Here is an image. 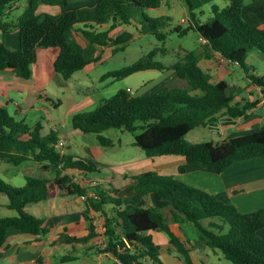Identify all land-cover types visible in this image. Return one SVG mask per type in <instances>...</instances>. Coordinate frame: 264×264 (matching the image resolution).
Listing matches in <instances>:
<instances>
[{"label":"trees","instance_id":"obj_1","mask_svg":"<svg viewBox=\"0 0 264 264\" xmlns=\"http://www.w3.org/2000/svg\"><path fill=\"white\" fill-rule=\"evenodd\" d=\"M19 0H0V29L8 31L10 23L3 16ZM72 0H27L26 8L17 17L15 26L19 33V46L15 49L0 41V70L10 69L16 76L28 79L37 48L57 47L53 62L54 71L68 80L93 59H86L82 44L75 38L76 26L91 44L111 46L117 51L132 37L123 33L111 37L110 31L119 25L135 21L145 25L155 36L165 39L159 27L166 25L167 17L150 16L147 11L161 6L163 0H97L93 9H68ZM250 0L248 11L262 14L263 20L253 22L246 15L245 0H183L187 13L184 28L175 26L171 31L185 35L194 30L205 41L208 51L218 53L228 62L245 68L248 54L255 51L264 57V4ZM56 6L57 14H38L39 5ZM210 4L211 16L204 21L198 17L202 7ZM105 30L96 27L106 26ZM161 49L153 48L129 65L108 71L102 77L125 78L147 69L163 70L168 67L156 59ZM188 87L162 85L149 93L131 94L120 89L105 98L93 110L80 111L71 118L73 129L83 134H94L103 146L113 140L103 135L108 129L131 132L133 145L140 147L148 158L177 155L187 163L221 172L233 163L253 158H264V124L254 132L223 139L219 142H190L185 135L199 126H208L220 117L230 119L247 117L257 101L241 104L234 101L235 92L225 80L211 81V75L199 66V56L190 51L169 66ZM253 70V69H252ZM250 74V81L264 94V76ZM58 106L60 100L46 99ZM139 130V131H138ZM138 131V132H137ZM58 132L37 122L33 127L0 106V162L18 165L26 160L41 163L51 169V178L25 175L22 186H13L0 178V195L7 199L6 206L16 215L0 217V248L6 241L9 228L23 233L46 234L49 228L43 218L24 210L30 203L47 200L51 193L61 196L82 197L83 218L89 221L87 234L69 239L70 243H87L93 239L95 227L90 212L99 213L103 219L105 251L120 264H163L151 231H162L175 248L184 264H194L186 247L171 230L165 208L174 223L190 222L198 231L194 244L219 250L233 264H264V239L258 232L264 229V206L241 211L233 203L215 194L191 186L173 175L158 174L151 170L131 176L129 188L140 197L154 194L164 198L160 205L142 204L133 211L123 207L122 198L115 196L118 189L105 187L98 182H85L78 173L98 172L93 160L60 152ZM63 261L74 259L63 256Z\"/></svg>","mask_w":264,"mask_h":264},{"label":"crops","instance_id":"obj_2","mask_svg":"<svg viewBox=\"0 0 264 264\" xmlns=\"http://www.w3.org/2000/svg\"><path fill=\"white\" fill-rule=\"evenodd\" d=\"M262 1L263 0H260L259 2ZM70 2L67 5L68 9H70ZM96 2L97 0H87L82 4L80 9H93ZM17 3L18 2L12 5L11 9L8 10L3 18L9 15L10 11L17 6ZM180 3L181 0H163L159 8L148 10L147 12H150L149 15L153 17H168L166 11L172 8L175 4ZM183 10L187 15L184 4ZM151 11L154 13L152 14ZM57 13L58 12L56 11L50 14ZM254 16L255 15L251 14L249 17L254 18ZM16 20L17 18L7 21L10 23V29L8 31H0V41L13 49L19 46V33L17 27L15 26ZM137 24L142 25L138 22ZM81 27L83 26H76L75 38L82 44L83 52H85L86 48L92 49L90 56L87 57L85 54L84 56L86 59H93V61L81 69L89 71L91 68H93L92 66L101 63L102 60L112 54V47L89 43L81 34L79 30ZM106 28L107 25L96 27L95 29L105 30ZM121 28H123L122 25L117 26L115 29L110 31L109 35L111 37L117 36L118 30ZM133 36L134 35H132V37ZM58 52L59 49L57 47L37 48L36 59L32 64V74L28 79H23L16 76L10 69L0 70V106L4 107L8 113L13 115L16 119L23 120L29 127H33L37 122H40L36 115L41 109H45L46 112L50 111L49 108L41 104V100L43 99H54L48 96L49 92L47 87L49 85V81L52 79H57L59 85L64 84L61 82V77L54 71L53 68V62L58 55ZM206 52L205 55L196 52L199 56V66L210 73L212 82L224 80H215L214 77L216 72L211 70L213 69V57L217 55L220 57V55L213 51L207 50ZM251 72L259 76H264V74L258 73L255 69H253ZM73 76L74 74L69 79H71ZM158 77L147 81L148 85H152L150 88L151 90H147V93L152 92L153 89L155 90L162 85H169V82L176 79L177 75L172 70L170 79L164 81V83H161L160 86H157L158 82H160L157 79ZM186 86H188L187 82ZM128 88L131 89L130 86H126L125 89ZM94 91H92L84 99L72 101L68 109H66L64 113L59 114L58 119L61 123V131L56 125L52 126L48 124V128L54 129L58 132V138L63 142L64 152H70L74 155L87 157L96 162L99 167L101 163L99 159L101 156H104L103 153L106 152L104 151L105 146L101 145L96 140L94 134H91V136L85 134V136L80 137V140H72L75 133H72V130L68 129L67 127L69 124L68 122L75 113L86 111L87 107L89 108L92 105H95L94 103L96 101H99V98L97 97L99 92ZM100 100L102 102L104 99L100 98ZM47 102L50 104L49 101ZM61 103L62 100H60V104ZM259 103L256 104V107H253L248 112L247 117L231 119L233 122H224L222 124L219 122L218 129L213 127L209 128L213 129L216 133H228L229 136L223 139L254 132L264 124V107ZM258 109H261L262 113L259 112ZM28 116L32 117L31 121H35L33 124L26 122V118ZM146 163L149 164L151 169L144 167ZM121 166L122 167H119V170H117L116 175H111V179L114 181L116 177H119L120 179H123V182L119 185H114L106 180L103 183V186L107 188L113 187L118 189L113 195L122 198L123 207L128 211H133L142 204L154 206L160 205L165 203L167 198H169L168 195H164V198H161L154 194H150L146 197H140L135 194L134 190L129 188V184L132 182L131 176L134 175V172H131V169H139L140 167L145 168V170L142 171L151 170L158 174L173 175L175 178L191 186L213 193L217 197L227 202L233 203L241 211L246 212L264 206V158L258 157L239 161L233 163L221 172L209 170L194 163H187L183 157L177 155H166L153 158H148L145 155V157L140 158V160H133L129 164ZM50 170L51 169H45L41 163L31 159L26 160L18 165L0 162V177L4 181L13 184L12 179L15 176L21 175L19 186H22L25 183V175H31L30 173H43V171L48 172ZM142 171L138 170V173ZM51 172L52 176L49 178L54 176V172L52 170ZM75 174L85 182L93 181L89 180L86 174L78 172ZM21 181H24L22 185ZM98 183L102 184L101 182ZM6 204V197L0 195V217L16 215V211L9 209ZM83 209L84 202L82 197L77 195L61 196L54 192L51 193V197L47 200L27 204L24 207V210L37 217L43 218L45 220V225L49 228V232L46 234L34 235L23 233L22 231L13 227L9 228L6 234V241L0 248V264H65L66 261H63L62 259L63 255H60L57 250H68L70 247L73 248V250H76L80 247V245H83L85 249L84 252H88L87 250L93 247L89 241L88 243H74L73 245L69 242L70 238H78L87 234L88 221L85 220L81 215ZM94 214H96V212L91 211L89 215L93 217ZM168 224L171 230L178 236V238H180L182 241L187 240V244L188 240L193 243V239L197 238L199 234L196 228L190 222L170 223L168 221ZM180 230L183 232L186 230V232L191 234V237L188 238L185 235L182 236ZM150 234L152 235L153 241L157 245L158 249L163 247L164 250H169V254L172 256H178L176 255L177 252L175 248L168 242V238L164 232L151 231ZM77 245L78 247L75 248L74 246ZM207 248V246H198L196 250L201 249L204 254L216 252L215 250H208ZM192 253H194L193 250L190 252L191 258ZM67 256H73L74 259L72 260L78 259L80 257L77 253L75 255L67 254ZM84 258L89 259L90 256L88 254H84Z\"/></svg>","mask_w":264,"mask_h":264},{"label":"rangeland","instance_id":"obj_3","mask_svg":"<svg viewBox=\"0 0 264 264\" xmlns=\"http://www.w3.org/2000/svg\"><path fill=\"white\" fill-rule=\"evenodd\" d=\"M85 1L87 0H72L70 2V9H79ZM250 3V0H245V5H247L246 14L248 15V17L252 14V12L248 11ZM260 3L264 4V0ZM183 4V0H181L180 4H175L172 8L166 11V14H168L167 20L165 22L166 25L159 27V31L165 33V39L161 40L157 38L149 28L144 25L142 26L140 24H137V21H135L133 24H123V28L118 30L117 34L119 35L124 31H130L132 35H134L131 39L122 44L123 48L114 52L111 48L112 54L109 57H106L104 60H102L101 63L92 66L93 68H91L89 71L80 70L74 73V76L69 80L64 81L63 79H61V82L64 83L62 85L58 84L57 79L50 80L47 87V90L49 92L48 96L54 98L55 100H62V103L56 106H60L59 108H56L55 106L50 105L45 99L41 100V104L49 108L50 110L49 112H46L45 109H41L40 112H38L36 115L37 119L40 120V123L43 126V133L49 130L48 124L52 126L56 125L61 131V123L58 119L59 114L64 113L66 109H68L69 105H71L72 101L84 99L94 90V92H99L97 94L99 101H96L94 103L95 105H92L89 108L87 107L86 111L93 110L101 102L100 98H108L115 94L118 90L125 89L126 86L131 87V94L147 93V90H151L150 88L152 86L148 85L147 81L158 76L159 77L157 79L160 82H158L157 86H160L161 83H164V81L170 79L172 69H170L169 66L181 60L186 53L192 50L205 55V52L207 51L205 48V41L198 37L196 31L189 30L185 35H179L177 32L171 31V28L175 26H181L182 28L186 26L185 23L180 22L182 17H187L183 10ZM26 5L27 0H19L17 6L10 11L8 16L3 18L4 21H10L14 20V18H17L26 8ZM202 10L204 12L198 13V17L201 21H204L208 18V16H211L212 14L210 10V4H205L202 7ZM56 11L59 12V8L56 6L41 4L39 5L37 12L38 14H41L54 13ZM147 13L149 14L150 12ZM151 13L153 14L154 12L151 11ZM249 19H251V21L253 22H260L263 20L262 14H256L254 18L249 17ZM153 48L161 49L157 52L156 59L162 62L163 65L168 67L161 70L162 72L160 70L147 69L135 72L122 79L102 77L108 71L116 70L131 64L140 56L149 52ZM91 52V48H86L84 54L88 57L91 55ZM212 65L213 69L211 70L216 72L214 79L226 80L232 91L235 92L234 101H238L241 104L257 101L256 104L260 102L259 104L261 105V99L264 97V94L258 86H255L251 83L249 74V71L251 72L252 69H255L258 73L264 74V57L261 54L255 51L250 52L245 61L246 69L236 63L228 62L218 55L213 57ZM169 85H179L184 88L188 87L186 86L185 80L178 76L176 79L170 81ZM256 106L257 105H255L254 107ZM258 111L261 112L262 110L258 109ZM31 119L32 117L28 116L26 118V122L29 124H33L35 121H31ZM68 123V129L72 130V133H75L72 140H80V137L85 136V134L72 129L73 127L71 125V120ZM87 135L91 136V134ZM103 135L111 138L113 140V145L105 146L104 151L106 152L103 153L104 156H101L99 159V161L101 162L99 165L100 170L98 172L86 173V175L89 180H93V182H101L102 185H104L103 183L106 180L114 185H119L123 182V179L116 177L115 180L112 181L111 175H116L119 167H122L121 165H127L133 160H140V158L145 157V153L140 147L133 145L134 137L131 132L119 129H108L103 132ZM227 136H229L228 133H216L213 129H210L209 126H199L189 131L185 135V138L190 142L211 141L215 143L221 141ZM144 167H148L151 169V167H149V164L147 163ZM140 168L131 169V172H134L133 174H136L138 173V170H145V168L143 167ZM30 174H36L35 176L46 178L52 176L51 170L48 172L43 171V173ZM78 178L81 179L80 177ZM20 179L21 175L15 176L12 179L13 184H9L13 186H19ZM23 183L24 181H21V185ZM163 210L167 215L168 221L171 223L172 221L170 220V213L168 211V208H165ZM91 219V222L95 227L94 234L96 236L93 237V239L89 240V243H91L93 247L87 250L88 252H84L85 249L83 245H80L79 248H77L78 245L74 246L75 248H77L76 250H73V248L70 247V249L68 250H57V252H59V254L63 256L67 254L75 255L76 253L80 256L78 259L66 261L65 264H120L109 252H106L104 249L105 243L103 240L104 228L102 217L99 213H96L93 215V217H91ZM180 232L182 233V236L185 235L188 238L191 237V234L186 232V230L185 232L180 230ZM258 234L262 239H264V229L260 230ZM186 241L187 240H183L182 242H184L187 247H191V249L193 250L194 253H192V259L195 264H233L229 260L225 259L219 250H215L216 252L214 253L204 254L201 249L196 250L200 245L194 244V239L192 241L193 243L188 240L187 244ZM73 244L74 243H72V245ZM207 249L212 250L210 248ZM159 252L160 261L163 264H184V262L180 260L179 256H172L171 254H169V250H164L163 247H160ZM84 254H88L90 258H84ZM147 264L155 263L148 262Z\"/></svg>","mask_w":264,"mask_h":264},{"label":"built area","instance_id":"obj_4","mask_svg":"<svg viewBox=\"0 0 264 264\" xmlns=\"http://www.w3.org/2000/svg\"><path fill=\"white\" fill-rule=\"evenodd\" d=\"M181 23H187V17H183L181 18L180 20ZM129 92H131V89H127ZM261 105L264 107V97L261 99ZM58 146H59V150L60 152H64L63 149H64V146H63V142L62 141H59L58 143Z\"/></svg>","mask_w":264,"mask_h":264},{"label":"water","instance_id":"obj_5","mask_svg":"<svg viewBox=\"0 0 264 264\" xmlns=\"http://www.w3.org/2000/svg\"><path fill=\"white\" fill-rule=\"evenodd\" d=\"M219 122H220V124H222L224 122H233V121L229 117H221L219 119ZM209 127H213L215 129H218L219 128V125L216 122H212V123L209 124Z\"/></svg>","mask_w":264,"mask_h":264},{"label":"flooded vegetation","instance_id":"obj_6","mask_svg":"<svg viewBox=\"0 0 264 264\" xmlns=\"http://www.w3.org/2000/svg\"><path fill=\"white\" fill-rule=\"evenodd\" d=\"M216 123H218V124H219V121H217Z\"/></svg>","mask_w":264,"mask_h":264}]
</instances>
